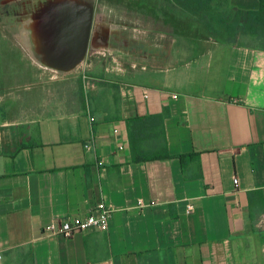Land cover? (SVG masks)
Returning <instances> with one entry per match:
<instances>
[{
    "label": "crops",
    "instance_id": "crops-1",
    "mask_svg": "<svg viewBox=\"0 0 264 264\" xmlns=\"http://www.w3.org/2000/svg\"><path fill=\"white\" fill-rule=\"evenodd\" d=\"M230 5L256 11L260 0ZM171 38L161 69L144 66L160 75L104 69L89 98L79 90L0 141V264H264V48L210 39L194 51L182 38L176 54ZM69 44L43 53L67 67ZM165 112L157 142L171 158L132 161L127 121ZM98 204L113 208L107 231L46 232Z\"/></svg>",
    "mask_w": 264,
    "mask_h": 264
},
{
    "label": "rangeland",
    "instance_id": "rangeland-1",
    "mask_svg": "<svg viewBox=\"0 0 264 264\" xmlns=\"http://www.w3.org/2000/svg\"><path fill=\"white\" fill-rule=\"evenodd\" d=\"M63 2L80 14L79 34L85 43L73 49L70 65L60 68L46 59L34 27L46 11ZM165 6L169 12L181 13ZM156 26L129 9L125 0L114 5L99 0H0V141L12 135L14 125L55 114L78 99L80 87L89 98L97 83L93 75H101L104 69L111 79L119 78V68L130 80L160 75L155 67L144 66L153 64L161 69L172 46L171 37L176 38V54L183 37ZM49 32V53L53 54L59 33L56 28ZM183 39L194 51L204 42ZM155 56L164 59L156 61ZM177 78L174 84L182 86L183 81Z\"/></svg>",
    "mask_w": 264,
    "mask_h": 264
},
{
    "label": "trees",
    "instance_id": "trees-1",
    "mask_svg": "<svg viewBox=\"0 0 264 264\" xmlns=\"http://www.w3.org/2000/svg\"><path fill=\"white\" fill-rule=\"evenodd\" d=\"M99 1L110 5L124 2ZM125 1L129 9L141 14L145 19H150L155 27L158 25L176 36L197 41L211 39L228 45L264 48V0H260V8L256 11L235 9L230 5V0ZM165 5L178 8L181 13L169 12ZM81 88L83 92V87ZM168 115L165 112L153 117H136L127 121L132 161L138 163L171 158L168 150H163L158 144L160 135H164L163 130L161 134L156 130L159 126L163 127L164 119ZM143 144H151L153 150L145 151Z\"/></svg>",
    "mask_w": 264,
    "mask_h": 264
},
{
    "label": "bare ground",
    "instance_id": "bare-ground-1",
    "mask_svg": "<svg viewBox=\"0 0 264 264\" xmlns=\"http://www.w3.org/2000/svg\"><path fill=\"white\" fill-rule=\"evenodd\" d=\"M61 7L56 4L52 9L45 12L44 16L41 18L37 26L34 27V33L39 37L38 42H42V50L44 53H49L51 49V39L49 38L50 30L56 28L59 37H57L56 48L54 50L55 54L60 55L62 47L70 46L71 39L75 42V47L79 44L85 43V37L80 32V14L75 12L74 9L69 8L66 2L59 3ZM66 6V7H65ZM69 12L73 13V20L69 19ZM79 34V35H78ZM52 54V53H50ZM53 57V56H52ZM53 58L54 61L58 60ZM64 61H69L68 57H64ZM62 60V59H61ZM63 61V60H62Z\"/></svg>",
    "mask_w": 264,
    "mask_h": 264
},
{
    "label": "built area",
    "instance_id": "built-area-1",
    "mask_svg": "<svg viewBox=\"0 0 264 264\" xmlns=\"http://www.w3.org/2000/svg\"><path fill=\"white\" fill-rule=\"evenodd\" d=\"M173 97L176 98V96ZM147 98L148 92H145L144 99ZM91 122H94V118H91ZM85 148L91 150L93 148V142L85 145ZM234 183L237 185L239 180L235 178ZM193 211L194 207L189 205L188 212L192 213ZM112 214V207L106 204H98L84 216L66 217L60 220H54L45 228V230L51 235L62 236L65 238H70L76 234L84 232H105L109 228Z\"/></svg>",
    "mask_w": 264,
    "mask_h": 264
},
{
    "label": "flooded vegetation",
    "instance_id": "flooded-vegetation-1",
    "mask_svg": "<svg viewBox=\"0 0 264 264\" xmlns=\"http://www.w3.org/2000/svg\"><path fill=\"white\" fill-rule=\"evenodd\" d=\"M58 7H61V5L58 4ZM66 7V6H65ZM69 19L72 21L73 20V13L69 12Z\"/></svg>",
    "mask_w": 264,
    "mask_h": 264
}]
</instances>
